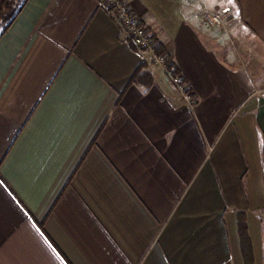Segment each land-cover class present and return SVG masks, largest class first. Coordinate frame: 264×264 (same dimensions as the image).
<instances>
[{
  "label": "crops",
  "instance_id": "1",
  "mask_svg": "<svg viewBox=\"0 0 264 264\" xmlns=\"http://www.w3.org/2000/svg\"><path fill=\"white\" fill-rule=\"evenodd\" d=\"M126 1L197 103L100 0H28L0 25V264H264V0Z\"/></svg>",
  "mask_w": 264,
  "mask_h": 264
},
{
  "label": "built area",
  "instance_id": "2",
  "mask_svg": "<svg viewBox=\"0 0 264 264\" xmlns=\"http://www.w3.org/2000/svg\"><path fill=\"white\" fill-rule=\"evenodd\" d=\"M102 6L111 11L114 18L121 24L126 36L141 51L152 54L153 63L164 69L172 85L182 96L185 103L194 107L197 103L195 94L182 73L178 72L172 59L167 52L158 53L159 43L153 39L149 28L142 23L141 17L133 10L126 0H100ZM231 12L226 8L221 12L206 14V20L211 26H223L225 16Z\"/></svg>",
  "mask_w": 264,
  "mask_h": 264
},
{
  "label": "trees",
  "instance_id": "3",
  "mask_svg": "<svg viewBox=\"0 0 264 264\" xmlns=\"http://www.w3.org/2000/svg\"><path fill=\"white\" fill-rule=\"evenodd\" d=\"M28 0H0V25L7 31ZM158 53L163 52L160 48Z\"/></svg>",
  "mask_w": 264,
  "mask_h": 264
},
{
  "label": "rangeland",
  "instance_id": "4",
  "mask_svg": "<svg viewBox=\"0 0 264 264\" xmlns=\"http://www.w3.org/2000/svg\"><path fill=\"white\" fill-rule=\"evenodd\" d=\"M228 14H230V13H228ZM228 14L225 16V21H226V19H227V16H228ZM226 24V22L224 23V25ZM223 25V26H224ZM219 27H222V26H219Z\"/></svg>",
  "mask_w": 264,
  "mask_h": 264
}]
</instances>
